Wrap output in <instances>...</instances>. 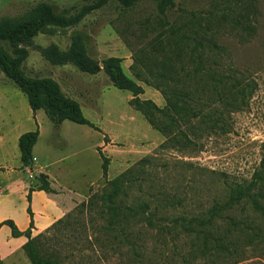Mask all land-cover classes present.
<instances>
[{"label":"rangeland","instance_id":"1","mask_svg":"<svg viewBox=\"0 0 264 264\" xmlns=\"http://www.w3.org/2000/svg\"><path fill=\"white\" fill-rule=\"evenodd\" d=\"M37 1L0 0V17L21 16ZM50 1L60 5L77 0ZM174 1L165 16L157 14L150 0L123 12L111 2L72 26H49L30 43L19 45L26 51L20 62L23 77L57 82L97 129L65 121L40 141V148L52 142L75 171L85 166V177L96 178L70 211L43 231H30L31 238H41L42 253L53 264H264V218L254 217L262 232L250 229L248 203L231 213L245 223L235 228L219 220L212 228L213 236L233 237L235 245L228 251L217 247L213 236L206 246L194 229L170 222L174 217L203 215L225 199L229 187L251 180L263 169L264 0ZM76 38L83 47L86 71L67 57ZM0 47L16 58L7 40L0 39ZM51 48L62 55V64L46 59ZM110 56L121 58L123 72L142 93L113 86L103 69ZM172 92L189 95L184 111L165 109L166 95ZM1 93L0 104L9 97L18 104L20 98L26 100L0 71ZM193 108L201 111L194 115ZM148 113L156 124L168 126L171 142L163 148L166 136L151 127ZM38 154L39 161L47 157ZM102 156L108 159L105 177ZM148 156L153 158L145 164L144 183L133 192H165L173 202L157 210L151 203L153 226L125 218V200L113 212L104 199L107 180ZM23 245L5 264H30Z\"/></svg>","mask_w":264,"mask_h":264},{"label":"trees","instance_id":"2","mask_svg":"<svg viewBox=\"0 0 264 264\" xmlns=\"http://www.w3.org/2000/svg\"><path fill=\"white\" fill-rule=\"evenodd\" d=\"M149 0H77L70 4H60L50 0H39L35 2L24 14L18 17H0V39H5L12 47V51L16 58H12L9 54L0 47V71L4 75L13 80L18 88L25 94L27 102L33 111L42 109L47 118L53 124H59L64 120H68L77 124L87 125L94 130L96 127L84 116L79 104L76 100L69 98L63 94L57 82L50 78L42 79H25L20 70L21 59L25 57L26 51L19 47L21 44L30 43L31 39L39 32L45 30L49 26L67 27L78 23L86 15L105 7L111 2H117L124 10L131 11L139 3ZM155 3L156 12L160 16H165L167 12L175 7L174 0H150ZM177 31V29L175 30ZM176 33V32H174ZM186 37L182 36V40ZM68 59L73 62L81 70L86 71V62L84 51L81 43L76 38L67 54ZM46 59L54 64H62L64 59L61 54L57 53L55 48H51L45 52ZM211 62V60H210ZM213 63V62H212ZM103 69L109 75L112 84L117 89L129 90L133 94H140L143 89L134 80L127 77L121 67V58L110 56L103 61ZM92 71H94L92 69ZM210 71H215V67L210 65ZM218 83L221 79L213 78ZM216 87V85H215ZM165 94V92H164ZM189 95L186 93L177 94L172 92L170 96L166 95L167 105L165 109H174L178 112L184 111L183 104L188 101ZM180 100L182 105H178ZM194 115L201 111V108H193L190 110ZM167 116V114L165 115ZM148 123L153 129L159 131L166 136L165 141L160 145L163 148L165 143L171 142L168 126L156 124L152 116L148 113ZM38 137V130L26 132L20 135L18 146L20 151V161L22 168H32V147ZM188 140V139H187ZM189 141V140H188ZM153 156L143 157L133 167L118 174L111 180L106 181V193L104 199L111 204L110 211L115 212L117 207L125 203L121 207V213L130 222H145L149 226H153V214L149 211L151 203H155L154 210L165 208L172 205L170 194L165 192L160 195L154 194H137L133 192L136 187L141 188L144 183V175L146 173L145 164L148 163ZM108 159L101 157V172L102 176H106ZM263 169L254 174L253 178L245 183H238L233 187H229L225 194V199L222 202L212 204L203 215H195L190 218L174 217L170 220L172 224L179 222L183 225H188L190 229L196 231V236L202 238L204 245H208L210 237L213 236L212 228L218 224L219 220L228 226L235 227L245 222L237 221L231 213H234L239 205L249 204L250 217L249 227L257 232H262L261 226L255 222V218H264V161ZM147 174V173H146ZM38 180V184L31 187L27 195L30 199L32 190H45L52 192L49 186L47 176L39 173L34 176ZM30 215L29 226L26 230L20 231L12 220H4L0 222V226L6 224L10 227L13 236L25 235L28 240L23 245V250L26 253L30 264H53L54 260L47 258L42 253V240L40 237L31 238L30 229L33 225L32 212L27 209ZM252 217V218H251ZM55 225L49 230H52ZM48 230V232H49ZM213 242L217 247L224 251L234 247V242L231 236H213ZM131 247H134V242L129 240ZM0 264L2 260L0 258Z\"/></svg>","mask_w":264,"mask_h":264},{"label":"crops","instance_id":"3","mask_svg":"<svg viewBox=\"0 0 264 264\" xmlns=\"http://www.w3.org/2000/svg\"><path fill=\"white\" fill-rule=\"evenodd\" d=\"M9 91L10 95L15 97L16 92ZM65 121L68 120L53 124L42 109L33 111L27 99L20 98V104H18L16 99L9 97L0 104V222L12 220L18 230H26L30 222V215L27 211L29 207L33 220L30 231L32 235L37 234L70 211L75 205L74 200L78 199L84 188L96 179L89 180L85 177V166L75 171L66 161L67 157L56 153L52 142L40 148L42 137L51 129L50 133L55 129L58 130ZM34 130H38V137L32 147L34 162L32 168H22L18 140L21 134ZM38 153H44L47 156L46 159L39 161ZM7 157L12 158L13 161L3 162L2 160ZM39 173L47 176L49 186L53 191L34 189L28 200L27 195L30 188L36 186L38 182L35 177L29 180V175L35 176ZM75 173L81 175V179L80 177L74 178ZM26 240L24 235L15 237L7 225H1L0 258L2 264L17 253Z\"/></svg>","mask_w":264,"mask_h":264},{"label":"built area","instance_id":"4","mask_svg":"<svg viewBox=\"0 0 264 264\" xmlns=\"http://www.w3.org/2000/svg\"><path fill=\"white\" fill-rule=\"evenodd\" d=\"M34 159V158H33Z\"/></svg>","mask_w":264,"mask_h":264}]
</instances>
